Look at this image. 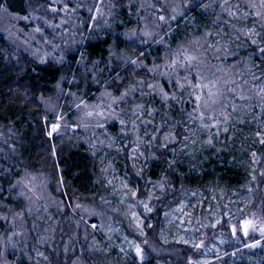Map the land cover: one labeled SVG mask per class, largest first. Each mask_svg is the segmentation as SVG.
Wrapping results in <instances>:
<instances>
[{
	"label": "trees",
	"instance_id": "obj_1",
	"mask_svg": "<svg viewBox=\"0 0 264 264\" xmlns=\"http://www.w3.org/2000/svg\"><path fill=\"white\" fill-rule=\"evenodd\" d=\"M189 1L183 0L181 7L178 6V12L184 11ZM218 1H194L179 20L172 19L175 16L170 17L169 21L175 23L169 28L172 31L170 42L163 37L164 27L154 24L156 28L152 31L151 25L152 34L158 40L146 47L123 40L120 33L125 28L122 25H131V20L124 18V10L114 13L110 22L115 23L116 33L104 32L102 36L97 35L94 39L87 40L80 52L83 54L84 67L74 66L67 70L65 66L51 63L49 48L41 46V49L39 44L36 46L29 43V33L33 35L38 30L37 13L30 9L34 5L33 0H0V127L9 132L6 143L8 148L14 150V153L9 154L10 163H3L4 169L13 171L12 168L15 167L14 169L25 172H49L52 174L49 185L52 194L55 193L54 185L60 183L70 192L69 197L72 195L79 199H91L101 193L91 153L83 146L75 148L61 138L51 139L48 135V130L55 121L53 117L46 115L41 99L51 97L57 82L65 75L67 80L64 86L81 94V98L87 103L96 102L101 106V110L94 111L91 115L84 113L92 120L96 117L106 119L104 124L112 145H117L122 138L129 139L132 144L147 146L148 153L156 156L147 161L144 173L139 175L133 174L129 163L125 162L127 172L143 188L147 180L164 185L165 196L155 195L156 203L166 205L171 194L204 195L205 198L211 195L217 199H227L239 187L246 192L250 190L253 193L250 195V203L254 202L256 194L253 190L258 185V173L262 170L264 160V97L252 94L248 76L234 77L239 61L244 58L239 47H247V41L239 39L236 44H229V50L207 47L206 37L215 28L207 27L208 15L202 10L210 7V13L215 14L217 11L214 5ZM262 9L259 17L252 16L254 22L259 19L256 23L259 35H264V6ZM189 18L194 24L187 31L180 20ZM214 19L216 17L208 21ZM227 33L228 31L224 36L231 43ZM7 38L13 43L27 46L35 56L28 51L21 58L13 59L14 55L9 54L8 49L14 45H9ZM179 43H183L181 47L178 46ZM164 46L167 49L163 50ZM148 49L151 51H147ZM195 49L199 52L196 53ZM123 50L128 53L122 52ZM185 50L187 54L197 57L193 66L169 68L168 65L174 59H182L179 54ZM132 52L138 57L131 56ZM132 61L136 63L133 64ZM177 80L184 84L183 88L179 87ZM141 81L145 83H139ZM149 83L156 87L149 89ZM197 83L201 87H195ZM130 89L131 93L128 92ZM157 89H163L172 96L175 94L176 99L163 103ZM103 91L109 92L111 96L110 106L108 102L100 100L103 99L100 96ZM124 91L129 95L125 97L127 103L121 106L122 102L118 99ZM196 96H200L199 101ZM62 101L67 110L68 99L63 98ZM105 109L108 111L107 115H104ZM135 111L141 112L138 119H135ZM131 127H135L137 136H141L138 137L140 140L129 134ZM187 128L196 130L193 135L195 141L189 144V137L182 145L176 144L177 140L173 138L180 137ZM151 142L154 145H150ZM182 146L187 147L178 152ZM186 154L188 156L184 158ZM251 155L255 156L253 160ZM3 181L5 184L0 189L2 194H7L8 188L10 189L6 182L8 180ZM25 190L34 191L28 185ZM27 195L29 198L33 197L30 193ZM3 196L0 195V200ZM4 199V202L10 203L9 196L5 195ZM112 199L111 209L125 204L126 209L123 211L127 212V205L131 200L120 195ZM158 210L160 211V207ZM198 214L199 219L203 217L201 211ZM126 221L127 217L119 220L129 230L130 226ZM3 228L1 224L0 231ZM4 234L9 235L10 239L7 251L9 263L29 264L21 257V237L14 232L13 227ZM57 248L56 255L52 251L46 264H66L73 258L79 264H111L101 254H83L78 247L65 258L66 252L61 247ZM85 251L86 249L84 253ZM108 255L106 259L115 260V249ZM132 263L137 264L134 261ZM145 264L153 263L148 261ZM235 264L251 263L241 260Z\"/></svg>",
	"mask_w": 264,
	"mask_h": 264
},
{
	"label": "rangeland",
	"instance_id": "obj_2",
	"mask_svg": "<svg viewBox=\"0 0 264 264\" xmlns=\"http://www.w3.org/2000/svg\"><path fill=\"white\" fill-rule=\"evenodd\" d=\"M194 1L203 2L190 0L185 10L178 12L183 0H33L34 5L30 9L37 13L38 30L33 35L29 33L28 39L30 45L34 43L36 46L39 44L41 49L49 48L51 63L71 70L74 66L84 67L83 54L80 52L87 40H92L97 35L102 36L104 32L116 33L115 23L110 22L114 13L124 10V18L131 20V25H122L125 28L120 33L123 40L146 47L158 40L152 34L155 25L165 28L162 29L163 37L170 42L172 31L169 28L175 25L173 21H169L170 17L175 16L174 19L179 20ZM263 6L264 0H219L214 5L217 11L215 14L210 13V7L202 10L208 15L207 27L215 28L206 37L209 49L216 47L229 50V44H236L239 39L247 41V47H239L244 58L239 61L234 77L248 76L252 94L257 93L262 98L264 54L260 49L264 48V35L258 34L256 23L259 19L254 22L252 16L259 17ZM160 17L164 19L161 20ZM213 17L216 19L208 21ZM180 22L187 31L194 24L190 18ZM226 31L231 43L224 36ZM7 40L9 45H14L9 47L8 53H13L12 58L15 60L30 51V48L21 43ZM182 44L179 43L178 46L181 47ZM164 49L167 47L164 46ZM195 50L196 53L199 52ZM133 52L131 56L136 57ZM30 54L35 56V53ZM66 80L65 75L61 77L52 96L41 99L46 115L53 117V124L58 125L55 131L53 124L50 126L48 133L52 132V135L49 137L61 138L75 148L83 146L91 153L101 193L91 199H79L72 195L69 197L70 192L60 183L54 185L55 193L52 194L49 188L52 174L49 172H25L14 169L15 167L12 168L13 171L4 169L3 163H10L9 154L14 153V150L8 148L6 143L9 132L0 127V187L5 184L3 179L8 180L6 182L10 187L7 194H2L0 189V195H4L0 200V220L4 222L0 221V225L4 226L0 231V264H10L7 254L10 239L4 233L11 227L21 237V257L29 264L48 263L50 253L55 252L56 255L57 247L66 252L65 258L78 247L83 254H101L111 264H133V261L137 264L148 261L153 264H235L241 260L251 264H264V160L262 170L258 173L256 189L259 190H253L256 198L252 203L250 195L253 193L239 187L227 199H217L211 195L205 198L204 195L171 194L166 205L161 206L156 203L154 196H165L164 185L147 180L143 188L125 167L127 162L133 174H142L147 161L156 156L148 153L147 146L132 144L129 139L122 138L123 134L120 135V142L112 145L104 124L106 119L96 117L92 120L90 116H85L86 112H98L101 106L96 102L87 103L81 98V94L64 86ZM69 83L74 85L73 82ZM160 90L157 89L160 101H173L172 95L162 89L169 97L165 100ZM128 92L131 93L132 90ZM108 93L103 91L100 95L103 99L100 100L109 105L112 102ZM126 96L118 99L122 102L121 106L127 103ZM132 96L130 97L134 102ZM63 98L68 99L67 110L64 109ZM106 110L104 115H107ZM140 114V111H135V119ZM135 130V127H131L129 134L140 140L141 136H137ZM195 131L194 128H187L180 137L173 139L177 140L176 144L182 145L190 137L191 144L195 141ZM74 132L76 135H73ZM150 145H154L153 142ZM186 147L182 146L178 152ZM186 156L188 155L183 157ZM254 157L251 155V160ZM26 185L34 191L25 190ZM29 193L35 199L29 198ZM5 195L10 197V203L4 202ZM117 195L131 200L127 205V212H124L125 204L111 209L112 198ZM200 211L203 217L199 219ZM126 217L129 230L119 222ZM137 248L140 249L139 254ZM114 249L116 258L109 261L106 256ZM66 264L79 263L73 258Z\"/></svg>",
	"mask_w": 264,
	"mask_h": 264
},
{
	"label": "snow or ice",
	"instance_id": "obj_3",
	"mask_svg": "<svg viewBox=\"0 0 264 264\" xmlns=\"http://www.w3.org/2000/svg\"><path fill=\"white\" fill-rule=\"evenodd\" d=\"M174 18H175V17H173V19H174ZM160 19L163 20L164 17H160ZM209 35H210V34H209ZM253 43H256V41H253ZM209 47H211V45H209ZM260 51H261L262 54H264V48H261ZM179 55L182 57V59H174V60L172 61V63H171L170 65H168L169 68H175L176 66H181V67L191 68V67L193 66V61H195V60L197 59L196 56H194V55H190V54H187V50H185L183 53H180ZM132 63L135 64L136 61H132ZM164 74L166 75L167 73H164ZM185 79H187V77H185ZM139 83L143 84V83H145V82H144V81H141V82H139ZM177 84L179 85L180 88H183V87H184V84L180 83L179 80H177ZM147 87H148L149 89H154L156 86L153 85V84H151V83H149V84H147ZM195 87H201V85H200L199 83H197V85H195ZM204 87H207V85H204ZM160 91H161V93H162V95H163V98H164L165 100L169 99L167 93H164L162 89H161ZM126 95H127V92L122 93L121 99H122L124 96H126ZM171 99H173V100L176 99L175 94H173V96L171 97ZM196 100L199 101V100H200V96H196ZM138 107L142 108L143 106H138ZM89 115H91V113H89ZM57 127H58V125L53 124V125H52L53 131H55ZM225 130H226V129H225ZM48 135L51 136V135H52V132H49ZM209 142H210V141H209ZM262 142H264V141H262ZM149 211H150V209H149ZM234 234H235V232H234ZM245 234H247V233H246V229H245ZM196 247H199V245H196ZM137 253H138V254L140 253V249H139V248H137Z\"/></svg>",
	"mask_w": 264,
	"mask_h": 264
}]
</instances>
